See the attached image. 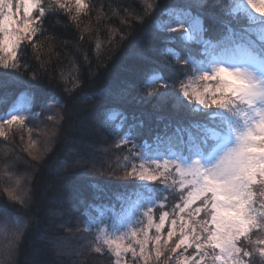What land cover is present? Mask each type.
<instances>
[{
	"label": "snow or ice",
	"instance_id": "6c2138e0",
	"mask_svg": "<svg viewBox=\"0 0 264 264\" xmlns=\"http://www.w3.org/2000/svg\"><path fill=\"white\" fill-rule=\"evenodd\" d=\"M69 101L91 105L111 149L84 147ZM154 113L160 131L137 144ZM44 168L142 191L93 231L83 198L41 213L58 182L37 198ZM40 226L48 258L30 264H264V0H0V264H22Z\"/></svg>",
	"mask_w": 264,
	"mask_h": 264
},
{
	"label": "trees",
	"instance_id": "16d2710c",
	"mask_svg": "<svg viewBox=\"0 0 264 264\" xmlns=\"http://www.w3.org/2000/svg\"><path fill=\"white\" fill-rule=\"evenodd\" d=\"M61 32H63V38L64 39H72V32L71 30L64 31L63 29H59ZM236 40L239 42V36L236 37ZM130 61V54L125 53L120 60L117 62L116 66L113 68L110 75H106L105 77L101 78L95 87H100L102 85H110L113 83V81L121 75L122 72V65L128 63ZM144 86H149V81L146 79L144 82ZM155 86V85H153ZM93 89H88L89 93H91ZM56 94V93H53ZM57 98L59 99V96L57 95ZM69 109H68V119L69 122L76 119L77 117H81L83 123L85 124V132H84V138L87 141L85 143L84 141H81V143L84 145V147H90L92 145H95L97 148H103L108 147L111 149L112 141L111 139H108V142L106 144H101L100 140L101 137H98L95 135V133L92 130V123L94 122L92 119V116L89 115V111L91 109V105H80L78 108L72 109L71 102L69 101ZM92 103H95L93 101ZM144 111L148 112L151 111V105L145 104L142 106H137L135 109H129V111ZM37 112H39V109L37 108ZM155 113L153 114V118L146 122L145 128L142 130V133L135 135L133 137L134 142L137 144L143 143L145 140H147L148 143H152V136L154 133L160 131V126L157 124L155 120ZM31 119V118H30ZM42 117L39 119H32V124L39 125L41 123ZM59 149H57V152H54L52 156L49 158L50 164L52 163V160H54L57 156ZM163 151V149H162ZM117 155H127V151L125 150L122 153H117L115 150H112L111 152V163L116 162ZM121 164H123V161H120ZM139 163V161H137ZM20 175H24V170L21 169ZM41 181L40 185L36 189V195L37 198H39L40 193L43 191V183L44 181H50V180H58L56 184V189L54 192H52L47 199H45L40 207L41 213L52 204H58V203H65V202H71L73 204H77V202L83 198L85 201L84 204L79 205L81 208V211L87 212V215H82L79 217V220L84 223L91 222V226L93 228V231L96 228L95 221H102L101 226L104 224L110 225L113 221L111 219V212L113 208L117 212L120 210V200L119 197L127 198L130 195H132L133 199H135L134 192L142 191L141 189L136 188L133 184L119 181L110 177H92L88 175H82L79 171H77L76 175L59 180L53 173H50L47 168H44L41 173ZM93 182H96L99 184L98 188H93L91 184ZM23 183V181H22ZM159 191H162V189H159L157 194H159ZM150 193L147 191H143V197L146 199ZM159 203V201H158ZM90 205H97L100 209L99 212L95 211ZM136 219L135 216H127L122 215L117 218L118 223L122 224H128L130 221L134 222ZM48 231L47 228L44 226H40L32 231L26 239L23 244V247L21 249L20 253V259L22 264H30L31 261L37 260V261H43L48 258V251L45 246V242L43 239V236L45 232ZM2 236V234H0Z\"/></svg>",
	"mask_w": 264,
	"mask_h": 264
}]
</instances>
